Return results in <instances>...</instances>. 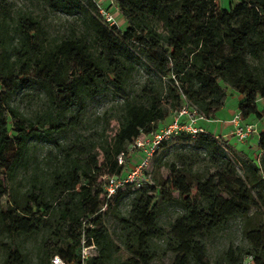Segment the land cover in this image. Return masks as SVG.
Masks as SVG:
<instances>
[{
    "label": "trees",
    "instance_id": "16d2710c",
    "mask_svg": "<svg viewBox=\"0 0 264 264\" xmlns=\"http://www.w3.org/2000/svg\"><path fill=\"white\" fill-rule=\"evenodd\" d=\"M220 1L117 0L123 28L93 0H0V264H80L83 246L95 247L86 264H264V132L257 162L205 129L162 144L156 154L186 143L153 185L108 199L99 182L104 167L127 174L130 146L167 122L164 104L211 120L229 90L243 122L264 120V0ZM110 100L91 124V106ZM235 223L242 243L212 262L209 243Z\"/></svg>",
    "mask_w": 264,
    "mask_h": 264
},
{
    "label": "rangeland",
    "instance_id": "374dc122",
    "mask_svg": "<svg viewBox=\"0 0 264 264\" xmlns=\"http://www.w3.org/2000/svg\"><path fill=\"white\" fill-rule=\"evenodd\" d=\"M236 1L237 0H221L220 5L222 8L230 10V9H232V7ZM117 18L119 20L120 26H122L124 28L125 22L123 21V19L119 15V13L117 14ZM65 19H66V17L64 15H58V17L53 18V30L55 33L63 30L62 23H64ZM147 77H148V73L145 71H142L140 74L136 75L134 78V81H133L134 87L135 88L141 87V85H143V83L145 82ZM2 91H8V88L6 86H4L3 84H0V92H2ZM228 95H229V97H228V101L225 105V111H222V112L229 113L230 115L232 114V118L230 120V121H232L234 116L237 113H240V104L242 101H240V99H239L240 95H238L237 93H231V91L228 90ZM20 98L21 97L19 96L16 99V102H18ZM113 103L114 102L112 100H110V101H104V102H99L97 104H93L90 108L89 116H88L90 123L92 124L95 116L102 115L106 109H108L109 107H111L113 105ZM21 105L24 108L26 106H29L28 100L27 99L24 100V102H22ZM262 106H264V100H261V99L257 100V107L259 110L262 108ZM164 109H165V113L167 116V122L161 128L166 126L171 121L172 116H173L172 114L174 112L168 104H164ZM222 112H221V114H223ZM247 121L248 122H243V124L254 125L255 130H256L254 133H252L249 136V138H247L245 141H239V139L234 134L235 128L233 127V129H231L232 133H231L230 137L229 138L224 137V139H228L232 149L235 152L244 153V154L248 155L250 158L255 159L257 162L259 152L257 151V144L256 143H257V137H258L259 133L264 132V120H258V119L251 117ZM201 123L203 125L205 124L204 122H201ZM111 126L116 127V123L111 124ZM233 126H234V124H233ZM110 131L111 130H108V134L112 133V131L111 132ZM222 133H220L217 136L221 137L220 135ZM214 135H216V134H214ZM147 137H149V133L147 131H145L144 133L141 134L142 139H146ZM185 144L186 143H180V142L175 140L169 146L162 148L156 155H154L152 157V159L149 161L148 167L145 170V176H146L147 180L143 184L153 185L155 176L157 178H160L161 176L165 177L168 174V170L164 166H161L159 168V164H158L159 160H164V161L165 160H173L174 159L173 154L176 152L177 148H180ZM130 155H131V157H130V161H129L128 165L130 167H135V166L139 165L141 162V158H142V152L139 150L130 151ZM102 174H104V175L102 178L99 179V182L103 181L104 183H107L110 178L114 177L112 174V171L108 167L103 168ZM131 197H132V194H130L126 197L125 203L123 205L124 211L128 210L127 204H128L129 198H131ZM6 201H7V199L5 198L4 202L6 203ZM110 202L113 203L114 200L113 201L111 200ZM105 212H109V208H107L105 210ZM178 212H179V210H177V209H169L167 215L163 219V223L166 227H169V222H172L175 219ZM111 223H112V220L110 219L109 225ZM95 224H96V222L93 223V225H95ZM230 243H235V244H241L242 243L241 236H240V227L237 223L234 224L233 228H231L227 232L220 234L217 238H215L214 240H212L209 243L210 260L212 262H215L216 259L222 253V251L225 248H227ZM120 257L122 259L126 260L129 258V255L125 251H122ZM1 259H2V253L0 251V261H1ZM157 264H170V260L166 258V259L159 261Z\"/></svg>",
    "mask_w": 264,
    "mask_h": 264
},
{
    "label": "built area",
    "instance_id": "2783aa9c",
    "mask_svg": "<svg viewBox=\"0 0 264 264\" xmlns=\"http://www.w3.org/2000/svg\"><path fill=\"white\" fill-rule=\"evenodd\" d=\"M99 10L101 18L110 26H120L117 14L119 13V7L117 0H93ZM201 122H210L203 115H201L196 109L185 105L179 112H176L172 116V120L163 128L159 129L155 133H150L149 137L137 139L129 148V151L139 150L142 152V158L139 165L130 167L128 165V172L125 176L118 178L113 177L108 180L107 191L108 199L115 195L118 188L131 185L134 189L140 188L144 182H146L145 170L148 167L149 161L160 149L163 143H169L175 136L180 134H188L196 136L201 132H205V129L200 126ZM232 123L234 124V134L239 141H245L249 136L254 133L255 126L250 124H243L241 113H237ZM143 131L142 133H144ZM214 135V134H213ZM217 140L219 136L214 135ZM119 165H125V155L121 154L118 158ZM106 209L103 208V211ZM85 243V240L83 241ZM95 252L94 246H83L81 251L80 264H86ZM52 264H76L74 262L69 263L63 260L59 256L52 258ZM243 264H253L251 257H246Z\"/></svg>",
    "mask_w": 264,
    "mask_h": 264
},
{
    "label": "crops",
    "instance_id": "0c3cea01",
    "mask_svg": "<svg viewBox=\"0 0 264 264\" xmlns=\"http://www.w3.org/2000/svg\"><path fill=\"white\" fill-rule=\"evenodd\" d=\"M239 97H240L239 98L240 101H242V97L241 96ZM222 111H225V107L217 113L215 119H211L210 122H204L205 123L204 125L200 123V126L206 129L207 131H210L212 134L219 135L220 133L223 132L220 136L229 138L232 133L231 129H233L234 127L232 121H230L232 118V114L230 115L229 113H224ZM221 112L223 114H221Z\"/></svg>",
    "mask_w": 264,
    "mask_h": 264
}]
</instances>
